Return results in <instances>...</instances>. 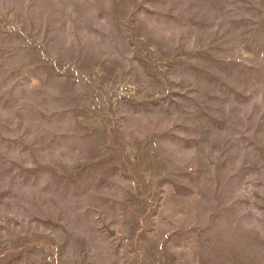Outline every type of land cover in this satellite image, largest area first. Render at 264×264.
I'll return each mask as SVG.
<instances>
[{
  "label": "rangeland",
  "instance_id": "obj_1",
  "mask_svg": "<svg viewBox=\"0 0 264 264\" xmlns=\"http://www.w3.org/2000/svg\"><path fill=\"white\" fill-rule=\"evenodd\" d=\"M0 264H264V0H0Z\"/></svg>",
  "mask_w": 264,
  "mask_h": 264
}]
</instances>
